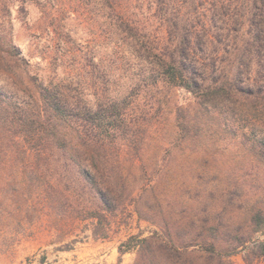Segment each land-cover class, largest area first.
Returning <instances> with one entry per match:
<instances>
[{"label": "trees", "instance_id": "obj_1", "mask_svg": "<svg viewBox=\"0 0 264 264\" xmlns=\"http://www.w3.org/2000/svg\"><path fill=\"white\" fill-rule=\"evenodd\" d=\"M35 2L0 0V219L20 234L47 211L91 220L97 238L100 219L130 202L159 229L122 241L119 264L127 253L133 264H235L250 243L246 264H264V240L254 242L264 236V0L38 1L81 77L60 76L55 58L46 82L11 21L16 4L25 16ZM92 9L119 50L106 69L61 17ZM226 152L235 194L248 199L233 223L217 216L214 186L199 189L170 166L177 156L201 162V179L203 163Z\"/></svg>", "mask_w": 264, "mask_h": 264}, {"label": "rangeland", "instance_id": "obj_2", "mask_svg": "<svg viewBox=\"0 0 264 264\" xmlns=\"http://www.w3.org/2000/svg\"><path fill=\"white\" fill-rule=\"evenodd\" d=\"M38 1L45 4L50 0L28 3L25 16L19 14V5L16 4L12 8L11 21L15 44L30 60L32 70L45 82L49 80L51 62L55 58L60 76L65 77L68 73H73L75 80L81 79L80 72L74 69L65 51L67 46L58 41L61 35L54 33L48 26L47 19L42 20L43 10ZM51 12L54 11L51 10ZM61 17L65 31L73 37L77 45L84 52L92 55L94 60L102 64L105 69L109 67L111 57L119 50L115 48L116 44L112 43L108 36L105 19H102L101 15L93 9L89 13L65 14ZM87 93L88 98L93 100V91L89 90ZM179 99L186 104L191 100V96L180 91ZM167 156L162 154L160 159L166 157L167 160ZM217 157L216 160L203 163L202 170H199L203 175L201 179L193 176L201 162L177 156L170 166L172 172L180 173L183 177L188 176L189 180L194 182V186L199 185V189L210 190L214 186L213 189L217 190L218 196L221 195L216 206L219 212L217 216L228 223H233L235 210L241 202H247L248 199L242 197L244 192L235 194L236 163L233 153L226 152ZM191 165H194V168ZM192 202L198 205L199 216L206 217V214L202 213L201 203L196 200ZM105 215L107 219H100L98 226L102 236L97 238L94 235L95 227L91 220L63 219L59 216L54 218L44 211L34 222H24V225L20 227V230L23 227L21 230L23 232L20 231L21 233L17 234L19 233L17 223L1 218L0 264H119V245L122 241L131 235L146 237L159 229L140 220L134 204L130 202H127V205L119 211ZM98 222L96 221V224ZM256 240L263 241L264 236L259 234L254 242ZM253 244H248L245 249L241 248L242 250L233 257L235 264H246L245 257ZM135 258V253L126 254L121 264H133ZM251 259L256 258L251 255Z\"/></svg>", "mask_w": 264, "mask_h": 264}, {"label": "crops", "instance_id": "obj_3", "mask_svg": "<svg viewBox=\"0 0 264 264\" xmlns=\"http://www.w3.org/2000/svg\"><path fill=\"white\" fill-rule=\"evenodd\" d=\"M127 254H129V253H127ZM125 255H126V254H125ZM123 257H124V256H123ZM122 262H123V261H122ZM122 262H121V263H122ZM121 263H120V264H121Z\"/></svg>", "mask_w": 264, "mask_h": 264}]
</instances>
